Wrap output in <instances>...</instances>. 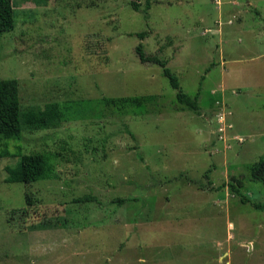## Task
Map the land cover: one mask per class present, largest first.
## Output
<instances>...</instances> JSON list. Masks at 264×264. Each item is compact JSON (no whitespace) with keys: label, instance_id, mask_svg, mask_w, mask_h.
I'll list each match as a JSON object with an SVG mask.
<instances>
[{"label":"rangeland","instance_id":"1","mask_svg":"<svg viewBox=\"0 0 264 264\" xmlns=\"http://www.w3.org/2000/svg\"><path fill=\"white\" fill-rule=\"evenodd\" d=\"M129 1L12 0L0 78L17 80L22 110L56 102L62 119L0 137V264H264L249 169L264 159V0ZM140 43L199 92L198 112ZM33 151L55 177L5 181Z\"/></svg>","mask_w":264,"mask_h":264},{"label":"trees","instance_id":"2","mask_svg":"<svg viewBox=\"0 0 264 264\" xmlns=\"http://www.w3.org/2000/svg\"><path fill=\"white\" fill-rule=\"evenodd\" d=\"M145 9L150 8V0H146ZM130 6L133 10H140V0H130ZM16 16L12 0H0V32L11 30L14 27ZM146 32H138L141 38ZM136 53L141 62L156 63L162 67V72L168 77L171 86L176 90V100L182 105V108L198 112L199 92L189 95L184 92L177 81L176 76L167 67V60L160 58L155 54H146L143 51L142 44L136 46ZM103 101L116 107H135L142 109L146 102L145 98L139 96L132 97H103ZM62 117V111L56 102L46 103L42 108H27L22 110L18 82L14 78H0V137L5 139L22 138L24 129H42L57 125ZM131 135L132 133L129 132ZM9 153L5 150L0 152V156H7ZM253 179L264 182V159L254 162L250 167ZM7 182L32 183L38 179H47L55 177L52 162L49 156L43 151H33L26 154H20L17 164L14 168L7 169ZM207 176V172L204 174ZM231 192L240 196V200L247 201L246 196L240 193L236 185L229 183ZM85 197L84 199H91ZM25 200L28 205L32 203V198L25 194ZM124 202L125 199H120ZM254 208L264 210V203H253Z\"/></svg>","mask_w":264,"mask_h":264}]
</instances>
